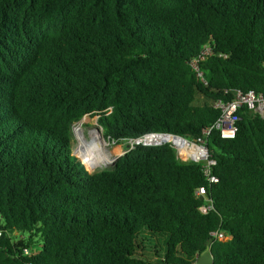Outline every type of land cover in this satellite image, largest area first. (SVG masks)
I'll return each instance as SVG.
<instances>
[{
    "label": "trees",
    "instance_id": "trees-1",
    "mask_svg": "<svg viewBox=\"0 0 264 264\" xmlns=\"http://www.w3.org/2000/svg\"><path fill=\"white\" fill-rule=\"evenodd\" d=\"M236 90L264 95V0H0V264H190L208 239L211 264H264V119L245 106L205 137L212 183L169 143L92 172L71 152L91 117L117 143L193 140Z\"/></svg>",
    "mask_w": 264,
    "mask_h": 264
},
{
    "label": "built area",
    "instance_id": "built-area-1",
    "mask_svg": "<svg viewBox=\"0 0 264 264\" xmlns=\"http://www.w3.org/2000/svg\"><path fill=\"white\" fill-rule=\"evenodd\" d=\"M208 53L209 46L203 45L198 56L191 58L189 61V65L195 71V75L200 80H202V76L201 72L196 66V61L199 59H203V57ZM241 106H245L248 110H251L260 118L264 119V95L262 93H255L252 90H247L245 92L236 90L232 99L227 101L216 99L212 102V107L217 109L218 115L209 127L201 130V136H198L193 140H187L176 135V137L181 139V146L178 145L179 143H173L172 141L159 142L154 145L169 143L174 148L177 158L181 160L200 162L201 173L204 179L208 183L215 182L216 177L211 173V166L214 165L215 160L208 155L205 145V137L211 130L216 131L222 138L232 137L235 131V122L237 120L236 113L238 108H240ZM157 135H160V133ZM191 150H194V154L190 153ZM194 194L203 197L204 187L199 186L195 190ZM211 208V203L208 200H205L204 203L197 207L198 211L201 213H204ZM210 236L214 239L223 240L226 238L220 231H214L210 233ZM196 258L197 256L194 257V260L190 264H196Z\"/></svg>",
    "mask_w": 264,
    "mask_h": 264
},
{
    "label": "rangeland",
    "instance_id": "rangeland-1",
    "mask_svg": "<svg viewBox=\"0 0 264 264\" xmlns=\"http://www.w3.org/2000/svg\"><path fill=\"white\" fill-rule=\"evenodd\" d=\"M75 125L77 126L78 136L76 135V132L74 131ZM70 132H71L70 145H71L72 154L74 153L78 154L80 159L84 162L85 166L89 168L91 172L109 168L112 165L111 163H113V161L119 155H121L126 150L127 147L133 144L131 140L121 141L120 143H117L103 136L100 126L97 125L96 117L87 118V120L85 121H83V119H80L76 124H74L71 127ZM91 135H96V139L98 141L104 142L102 146L104 147L105 151L108 154V157L111 161L110 163L104 164L101 161L99 154L95 151L94 146L91 143ZM141 143H144V142H141ZM144 145H150V144L144 143ZM114 149H117L118 152H113ZM86 151H88L91 155L92 165L94 166L93 169L88 165L86 161L87 159L85 155ZM79 165L81 166L80 163Z\"/></svg>",
    "mask_w": 264,
    "mask_h": 264
},
{
    "label": "bare ground",
    "instance_id": "bare-ground-1",
    "mask_svg": "<svg viewBox=\"0 0 264 264\" xmlns=\"http://www.w3.org/2000/svg\"><path fill=\"white\" fill-rule=\"evenodd\" d=\"M78 130H79V128H78ZM74 131L76 132V135L78 136L76 125L74 127ZM131 141H132V143L137 141V142H144L146 144H156L159 142L172 141L173 143H179L178 145L181 146V139H179L178 137H174L172 135L145 134V135H143L139 138H136L134 140H131ZM91 143L93 144L95 151L99 154L101 161L104 164L110 163L111 161L108 157V154L105 151L104 147L102 146L104 142L98 141L96 139V135H91ZM113 152H118V150L114 149ZM190 153L194 154V150H191ZM85 155L87 158L86 161H87L88 165L93 169L94 166L92 165V159H91L90 153L88 151H86Z\"/></svg>",
    "mask_w": 264,
    "mask_h": 264
},
{
    "label": "water",
    "instance_id": "water-1",
    "mask_svg": "<svg viewBox=\"0 0 264 264\" xmlns=\"http://www.w3.org/2000/svg\"><path fill=\"white\" fill-rule=\"evenodd\" d=\"M155 134H159V133H155ZM160 135H172L174 137H176V135L173 134H166V133H160ZM134 143H141V142H137L135 141ZM144 144V143H141ZM154 145V144H153ZM199 198H202L201 196H199ZM210 243V239H208L206 241V246H205V251L200 253L197 258H196V264H211V256L208 252V245Z\"/></svg>",
    "mask_w": 264,
    "mask_h": 264
}]
</instances>
